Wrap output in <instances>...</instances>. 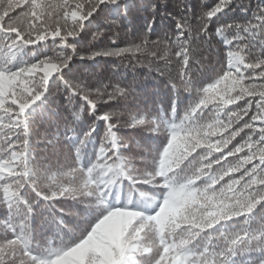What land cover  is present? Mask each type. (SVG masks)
Wrapping results in <instances>:
<instances>
[{"label":"snow or ice","instance_id":"snow-or-ice-1","mask_svg":"<svg viewBox=\"0 0 264 264\" xmlns=\"http://www.w3.org/2000/svg\"><path fill=\"white\" fill-rule=\"evenodd\" d=\"M236 7L183 4L152 41L154 18L135 34L118 23L128 0H0V264H264V0L222 22ZM101 17L112 35L97 48ZM216 38L227 51L205 67ZM145 55L172 85L169 108L98 114L133 85L92 88L75 61ZM54 95L68 115L43 134L56 165H39L34 125ZM120 128L155 134L138 159Z\"/></svg>","mask_w":264,"mask_h":264},{"label":"trees","instance_id":"trees-1","mask_svg":"<svg viewBox=\"0 0 264 264\" xmlns=\"http://www.w3.org/2000/svg\"><path fill=\"white\" fill-rule=\"evenodd\" d=\"M209 4H214L217 0H207ZM258 0H236L237 7L233 11L227 12L222 17V22H238L243 23L251 17V10L255 8ZM202 0H128L129 14L118 20L124 28L132 30V32L139 33L145 30L146 21H150L154 18V29L150 33V40L157 41L165 38V34H173L175 32V20L174 17L178 16L183 11V4H186L190 13L195 15L200 11V5ZM243 4L247 7L248 11H242L239 7ZM155 7L154 17L151 12L148 11L149 6ZM184 14H189L185 12ZM104 15H107L105 12ZM111 19V18H110ZM96 27H93L92 31L99 30L106 34L99 37L96 41H93V45L97 48H103L110 45L109 36L112 35V31L109 25L105 23L103 17L99 18L96 22ZM212 31H215V26L212 27ZM91 39V32L85 39L84 44H87V40ZM219 38L214 39V47L212 49L201 50V57L204 60V66L210 67L216 64L218 58L223 57L227 51L222 43H218ZM120 46L124 45V38L121 36L119 41ZM171 58L175 60L174 51ZM150 56H142L141 62H137L134 58H115V57H98L95 60H80L75 61L74 75L81 76V74H91L87 76V83L95 88L97 81L102 84H115L117 80L121 82V86L131 83L134 91L128 99H117L113 101H107V97L104 101L98 102V114L103 111H118L123 113L125 108L135 109L139 108H151L153 111L163 107L168 109L170 106V97L172 96V85L169 83L167 77L161 76L154 69L148 66ZM160 63H163L162 61ZM175 67V65H174ZM194 69H200L204 71L199 64L194 63ZM174 76L176 72L172 73ZM210 75V73H205ZM108 91H112L109 87ZM181 98L184 100V106L188 103V94L181 92ZM52 102L48 106L46 112L42 118H38L34 125L35 130L41 135L33 137L34 152L33 163L39 165H56L57 161L55 157L51 155V151H45L46 140L43 138V134L47 132H54L56 130V124L62 121V118L68 113L65 111L66 101L63 96L54 95L51 98ZM242 103V102H240ZM235 109V106H229ZM182 114V113H181ZM87 117V113L84 114ZM126 117L122 116V119ZM91 118L86 120V123L90 122ZM115 120V118H114ZM84 124H81L83 130ZM99 134L102 135L104 130L103 122H98ZM119 135L125 141L133 145L131 155L133 158L138 159V153L143 151V147H135L136 143H140L142 146L152 142V138L155 134L149 133L147 130L133 131L127 128H120ZM240 142L239 138L233 143ZM98 146V145H97ZM231 147V145H230ZM218 155V154H215ZM231 159V158H230ZM70 203V202H69ZM39 222V221H38Z\"/></svg>","mask_w":264,"mask_h":264}]
</instances>
